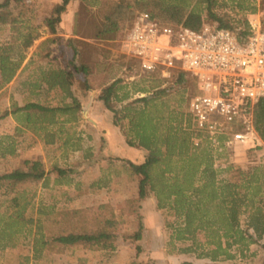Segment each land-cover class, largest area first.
Instances as JSON below:
<instances>
[{"label": "trees", "instance_id": "trees-1", "mask_svg": "<svg viewBox=\"0 0 264 264\" xmlns=\"http://www.w3.org/2000/svg\"><path fill=\"white\" fill-rule=\"evenodd\" d=\"M72 1L77 0L58 1L45 18L44 23L53 36L40 43L35 55L46 62L34 68L33 58L25 65V69L33 67L36 72L28 75L22 83L24 103L12 98L11 106L0 117L13 115L18 123V133L30 131L45 144H59L66 152L83 148L82 137L74 128L81 118L82 108V101L73 89L75 72L90 76L94 66L86 48L90 44L80 39L72 42L85 47H74L73 58L65 64H56L51 58V43L58 40L60 26ZM26 2H0V24L11 26L10 37L0 43V87L14 79L26 57V50L41 36L29 18L14 13ZM137 9L149 12L164 25L201 29L209 22L214 27L248 35L252 33L248 14L264 11V0L260 8L256 0H99L101 38L114 39L121 29L130 28L138 15ZM126 64L131 74L137 63L130 58ZM188 74L175 72L174 80L165 86L163 83L168 79L158 73L146 74L151 79L144 76L136 90L147 95L130 101L129 86L120 77L107 82L98 98L113 113L114 125L123 130L127 144L146 150L142 160H124L126 170L131 175L140 176L138 196L128 200L129 209L137 212L142 202L154 196L158 209H168L180 220L174 227L173 238L193 241L181 252H199L200 257L212 261L231 259L234 246L242 250L252 243H261L264 248V164L243 168L233 163H215L216 154L226 157L231 149L214 151L206 138L199 146L194 145L192 139L196 131L192 114L186 107L198 90L186 100L179 97L189 91ZM84 85L86 90L92 88L89 79ZM174 85L183 88L178 89L172 103L165 96ZM51 95L54 98H49ZM254 125L264 140V98L255 106ZM16 151L15 140H11L1 147L0 153L3 157L14 156ZM24 164L0 173V193L3 195L0 197L1 249L14 246L18 236L25 232L31 234L33 228L35 259L44 254L64 253L75 246L105 250L116 247L118 218L110 203L61 209L41 205L35 217L31 213L34 207L32 197L25 187L47 182L48 172L41 158L25 160ZM58 173L55 183L72 184L64 180V169H58ZM143 228L140 221L130 237L140 240ZM199 235L204 236V242L198 240ZM137 248L140 252L141 246ZM130 264L145 263L133 261ZM183 264L197 263L186 261Z\"/></svg>", "mask_w": 264, "mask_h": 264}, {"label": "rangeland", "instance_id": "rangeland-1", "mask_svg": "<svg viewBox=\"0 0 264 264\" xmlns=\"http://www.w3.org/2000/svg\"><path fill=\"white\" fill-rule=\"evenodd\" d=\"M58 1L61 0H27L25 6L14 10L19 17L29 18L38 27L41 36L26 50V57L14 79L0 87V117L11 106L12 98L20 104L24 103L23 81L28 75L36 72L33 67L37 68L38 64L46 62L45 59L38 58L35 53L43 40L53 36L44 20ZM256 3L260 8L263 0H256ZM140 12L143 10H136L137 14ZM248 18L251 29L264 30V11L258 10L255 14H248ZM210 24L207 22L205 25H214ZM61 25L58 40L52 42L50 46L54 63L65 64V61L73 58L74 47L81 48V45L85 47L83 44L72 42L74 39L90 44L86 48L94 63L90 76H86L81 71L75 72L76 81L73 85L75 93L82 101L81 118L74 128L82 137L83 148L66 152L58 146L59 144H45L30 131L18 133L17 120L10 114L0 119V150L3 145L15 140L17 151L14 156L3 157L0 153V173L10 167L25 166V160L41 158L48 172V181L25 187L28 195L32 197L34 207L31 213L37 217L38 208L41 205H54L56 209H61L110 203L118 218L116 247L105 250L97 247L75 246L68 248L64 253L44 254L39 259H35L32 248L35 234V228H33L31 234L25 232L18 236L14 246L0 248V264H130L133 261L145 264H183L186 261L197 264H264V248L261 243H252L242 250L234 246L231 248L233 258L216 261L200 257L199 252H181L183 247L192 245L193 241H178L173 238L174 227L180 220L172 211L158 209L154 196L142 202L137 212L129 209L128 200L138 196L140 176L131 175L126 170L124 160H142L146 150L127 144L123 138V130L114 125L113 113L106 108L98 96L107 82L120 77L124 79L123 83L129 86L128 101L147 95V93L138 92L136 86L145 78L144 76H147V79H151V76L142 73L137 67L131 74L128 73L126 63L130 57L123 51L122 39L129 28L121 29L114 39L101 38L99 30L102 26V18L99 15V0L72 1ZM10 35V24H0V43L8 39ZM33 58L35 61L33 67L25 69V65ZM86 79H89L92 85L89 90L84 88ZM188 79L189 91L185 92L184 96L179 94V97L185 100L193 94L192 92L195 93L198 90V80L192 74H188ZM168 80L163 83V86L170 84L174 78ZM179 88L183 87L174 85L168 90L165 98L173 103ZM51 96L49 98H54L53 95ZM56 100L55 98L54 102ZM186 109L189 111V106ZM124 122L126 125L127 120ZM107 133L110 135L107 136ZM230 151L226 157L222 154L219 157L216 154L215 163L229 159L236 166L243 168L258 163L264 164V147L261 150L240 148ZM250 152L255 154L252 155ZM58 169L66 171L64 180L72 184L55 183L59 176ZM0 197H3L1 193ZM140 221L144 225V234L140 240L135 241L130 235L138 229ZM198 240L204 242L205 238L199 235ZM138 245L141 246L140 252H138Z\"/></svg>", "mask_w": 264, "mask_h": 264}, {"label": "built area", "instance_id": "built-area-1", "mask_svg": "<svg viewBox=\"0 0 264 264\" xmlns=\"http://www.w3.org/2000/svg\"><path fill=\"white\" fill-rule=\"evenodd\" d=\"M122 48L144 74L170 79L185 71L197 78L189 105L195 146L206 138L215 151L264 147L254 125L255 106L264 98V30L239 35L207 25L175 27L144 11L125 33Z\"/></svg>", "mask_w": 264, "mask_h": 264}, {"label": "crops", "instance_id": "crops-1", "mask_svg": "<svg viewBox=\"0 0 264 264\" xmlns=\"http://www.w3.org/2000/svg\"><path fill=\"white\" fill-rule=\"evenodd\" d=\"M110 135L109 133H107V136ZM124 138V136H123ZM109 139V138H108ZM110 140V139H109ZM125 140V138H124ZM219 163H234L232 160L230 161L229 159L227 161H223V162H219ZM193 262V261H192Z\"/></svg>", "mask_w": 264, "mask_h": 264}]
</instances>
